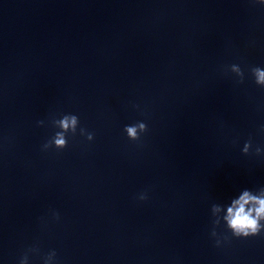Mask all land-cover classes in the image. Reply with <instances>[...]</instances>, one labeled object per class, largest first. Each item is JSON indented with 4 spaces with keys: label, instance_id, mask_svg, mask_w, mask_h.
I'll use <instances>...</instances> for the list:
<instances>
[{
    "label": "water",
    "instance_id": "obj_1",
    "mask_svg": "<svg viewBox=\"0 0 264 264\" xmlns=\"http://www.w3.org/2000/svg\"><path fill=\"white\" fill-rule=\"evenodd\" d=\"M251 67L254 0H0V264H264V231L211 235L213 204L264 187ZM67 114L76 135L45 151Z\"/></svg>",
    "mask_w": 264,
    "mask_h": 264
},
{
    "label": "clouds",
    "instance_id": "obj_2",
    "mask_svg": "<svg viewBox=\"0 0 264 264\" xmlns=\"http://www.w3.org/2000/svg\"><path fill=\"white\" fill-rule=\"evenodd\" d=\"M254 2L264 5V0H254ZM228 71L238 78L237 83H244L245 72L238 64L231 65ZM249 71L255 84L260 88H264V69L261 67H251ZM79 123V117L73 114L63 115L60 119H54L52 125L58 128L59 131L43 145V149L46 151L53 146L57 150L65 149L68 146V134L75 136ZM39 124L43 126L44 122L40 121ZM147 130V125L143 122L125 126L124 128L128 139L131 141L140 140L141 134L146 133ZM261 131H264V128ZM80 135H86L88 141H92L94 138L93 134L88 133L84 128H80ZM251 148L252 140L249 138L243 146V154L248 155ZM255 154L257 156L264 155V147L257 146L255 148ZM139 198L144 200L146 196L141 195ZM211 213L214 217L213 231L211 233L213 237L217 236L215 229L221 225V220H223V223L226 225L227 230L231 232L232 236L238 239L258 236L264 231V187L257 191L244 189L237 197L231 199L227 205L213 204ZM54 215L58 219V214ZM224 239L227 240L228 237H224ZM216 243L219 246L220 240L217 239ZM28 251L32 252L35 249H29ZM55 257V251L50 252L45 258V264H53ZM19 264H28L27 253L21 257Z\"/></svg>",
    "mask_w": 264,
    "mask_h": 264
}]
</instances>
